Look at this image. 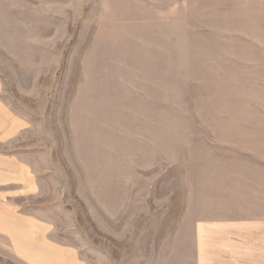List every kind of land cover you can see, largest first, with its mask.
Returning a JSON list of instances; mask_svg holds the SVG:
<instances>
[{"label": "rangeland", "instance_id": "obj_1", "mask_svg": "<svg viewBox=\"0 0 264 264\" xmlns=\"http://www.w3.org/2000/svg\"><path fill=\"white\" fill-rule=\"evenodd\" d=\"M0 107V264H264V0H0Z\"/></svg>", "mask_w": 264, "mask_h": 264}, {"label": "crops", "instance_id": "obj_2", "mask_svg": "<svg viewBox=\"0 0 264 264\" xmlns=\"http://www.w3.org/2000/svg\"><path fill=\"white\" fill-rule=\"evenodd\" d=\"M1 109L2 108L0 107V122L3 121V130L0 129V132H2V131L5 132V130H6V127L4 125L5 124V113L1 114ZM3 110H4V108H3ZM2 115H3V118H2L3 120L1 119ZM9 126H10V118H9ZM23 227H24L23 225H19V232H17V233H22ZM0 231L4 232V234H6L5 236H7L11 242V240L13 239V231H12V227H11V214H10V212L8 214L5 211L0 213ZM262 233L264 234V226L262 227ZM46 239H48V238H46ZM21 241H23V240L21 239ZM46 246H47V249L49 250V253L52 254V256H59V254H61V257H58V259L60 261L59 264H76L75 258L74 257L70 258L68 256L71 253V249L64 247V246L53 247L54 245H53V242H51V241L50 242L48 241ZM41 248H44V245ZM64 253H66L68 255H66V257H64V255H65ZM26 256H27V253H26ZM28 256H29V254H28ZM50 260L54 261L51 258H50ZM36 263L38 264L37 261H36ZM237 264H240V263H237Z\"/></svg>", "mask_w": 264, "mask_h": 264}]
</instances>
